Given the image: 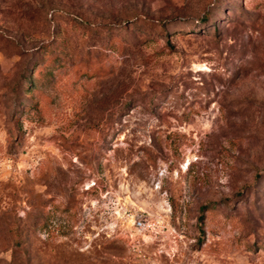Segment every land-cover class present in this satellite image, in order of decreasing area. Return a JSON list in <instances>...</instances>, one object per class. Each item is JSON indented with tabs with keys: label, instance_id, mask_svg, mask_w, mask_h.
Here are the masks:
<instances>
[{
	"label": "rangeland",
	"instance_id": "374dc122",
	"mask_svg": "<svg viewBox=\"0 0 264 264\" xmlns=\"http://www.w3.org/2000/svg\"><path fill=\"white\" fill-rule=\"evenodd\" d=\"M12 249L264 264V0H0V264Z\"/></svg>",
	"mask_w": 264,
	"mask_h": 264
},
{
	"label": "built area",
	"instance_id": "2783aa9c",
	"mask_svg": "<svg viewBox=\"0 0 264 264\" xmlns=\"http://www.w3.org/2000/svg\"><path fill=\"white\" fill-rule=\"evenodd\" d=\"M157 225L156 220L143 214H137L133 217L132 226L137 230H150Z\"/></svg>",
	"mask_w": 264,
	"mask_h": 264
},
{
	"label": "trees",
	"instance_id": "16d2710c",
	"mask_svg": "<svg viewBox=\"0 0 264 264\" xmlns=\"http://www.w3.org/2000/svg\"><path fill=\"white\" fill-rule=\"evenodd\" d=\"M203 18V16H201ZM203 206H201L202 208ZM25 243L26 239H23L20 236H17L16 240H15V244H20V243ZM22 253V254H21ZM26 251H22L20 249H12L11 250V259L10 262L12 264H27V256L25 255ZM24 255V256H21Z\"/></svg>",
	"mask_w": 264,
	"mask_h": 264
}]
</instances>
